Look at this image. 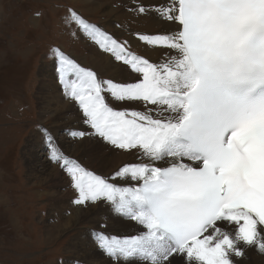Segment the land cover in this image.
I'll list each match as a JSON object with an SVG mask.
<instances>
[{
    "label": "snow or ice",
    "instance_id": "6c2138e0",
    "mask_svg": "<svg viewBox=\"0 0 264 264\" xmlns=\"http://www.w3.org/2000/svg\"><path fill=\"white\" fill-rule=\"evenodd\" d=\"M156 14L175 30L139 39L165 51L163 64L116 39L103 45L135 74L130 80H105L53 52L64 96L83 123L144 159L106 179L55 150L49 158L63 160L76 205L106 202L141 226L124 239L97 234L116 264H245L250 250L264 256V0H165ZM113 101L142 107L115 109ZM121 180L129 186L113 182Z\"/></svg>",
    "mask_w": 264,
    "mask_h": 264
},
{
    "label": "rangeland",
    "instance_id": "374dc122",
    "mask_svg": "<svg viewBox=\"0 0 264 264\" xmlns=\"http://www.w3.org/2000/svg\"><path fill=\"white\" fill-rule=\"evenodd\" d=\"M96 1L0 0V264H101L98 257L101 259L102 255L110 264H116L114 258L98 246L97 234L105 231L102 221L98 223L99 218L93 213L68 225L75 217L76 205L67 207L59 215L55 211L57 199L50 196L56 182L33 174L37 167L46 168L45 154L51 155V145L42 139L41 127L47 129L53 139L57 137L64 142H68V130L71 129L66 128L70 121L64 111L59 120L54 116V110L44 109L46 104L57 102L59 91L65 98L55 69L58 61L49 55L52 45L64 49V55L74 63L94 70L105 80L111 79L107 78L108 74L84 64L82 57L89 54L85 31L78 24L68 27L65 18L73 21L70 13H77L86 23L99 25L104 33L115 34L118 43L143 58L146 55L142 47L133 45L132 37L157 31L138 9L143 6L148 9L146 13H150L158 0ZM110 55L115 63L122 65ZM69 71H73L71 67L66 76ZM134 75L131 73L129 79L120 76L113 80H130ZM43 100H47L44 105L41 104ZM118 103L113 101L112 106L115 109L141 108L138 104L121 106ZM53 128L58 132L52 133ZM36 132H41L42 149H37L35 144ZM32 148L36 151H30ZM59 148L60 145L55 151ZM82 149L76 154V162L81 165L84 163L78 155ZM36 156L43 165L36 162ZM49 157L52 164H57ZM85 165L84 168L101 178L113 175L112 172L105 174L94 170L99 168L98 162L94 169ZM113 182L119 184L123 180ZM59 228L62 232L58 235ZM130 233L133 235V231ZM116 236L122 239L121 234ZM93 244L96 250L92 249Z\"/></svg>",
    "mask_w": 264,
    "mask_h": 264
},
{
    "label": "bare ground",
    "instance_id": "6f19581e",
    "mask_svg": "<svg viewBox=\"0 0 264 264\" xmlns=\"http://www.w3.org/2000/svg\"><path fill=\"white\" fill-rule=\"evenodd\" d=\"M90 1L97 2L96 0H90ZM164 3H165V0H158L155 3L154 8L153 10H151L150 13H146L147 15H145L144 13V19H146L151 26L157 27L156 33H161L164 31H173L175 30V27H176L171 22H165V20H162L156 14L158 6H163ZM149 11H150V8H149ZM141 16L143 15L141 14ZM88 24L95 27L96 34L94 36L90 34L89 32H85L84 34V38L88 39V43H86V45H87V50L89 52L88 56L82 57L83 60L85 61L84 64L87 63V65L89 64V66L93 67L95 70H100L106 75L108 74L107 78L118 79L120 76H122L125 79L131 78L133 75L130 77V74L132 72L129 70V68L126 66L120 65V63L117 64L118 62L115 63L112 60V57L110 55L111 52L104 50L103 45L106 43L110 45V41L112 39H116V35L115 34L110 35L107 31L106 33H104L101 30L100 26L97 24H94V23L91 24V22H89ZM132 44L135 46L137 45L139 47H142L143 52L146 55L145 58L149 59V61L152 63L163 64L165 59L167 58L164 50L159 49V48H154L153 46L146 44L144 41L139 39V35H135L132 37ZM139 57H142V56H139ZM163 57H166V58H163ZM58 93H59L60 98L57 100V102L46 104L47 100L46 101L43 100L41 104L43 105L46 104V106L44 107V109L46 108L45 110H52V111L54 110L53 114L59 120H61V117H62V116L61 117L59 116L64 111L65 116H67L68 120L70 121L69 124L67 123L66 128H71V129L68 130V142H64L62 139L54 136L56 140L53 139V142L51 146L49 147L50 152L58 148V146L60 145V148L57 154L62 155L63 157L76 162L77 161L76 154H78L79 150L83 148L78 155L79 159L84 164H86L89 168H92V169H94V164L98 162L99 168L94 169V170H96L97 172L105 173V174H109L111 172L114 173V171L117 168H119L122 164L124 165L130 162H137L139 160L144 159L141 153L136 150L125 151V150H119V149L112 147L110 144H108V142L103 141L101 138L96 136L94 133V130H91L88 125L80 124L79 120H81L80 119L81 114H80V111L78 110V106L74 105L71 101L64 98L61 94V91H59ZM109 99L111 98L109 97ZM118 105L123 106L125 104L120 102L118 103ZM138 106H141V105H138ZM47 108H51V109H47ZM76 117L78 118L75 120ZM60 126H63V125H60ZM83 129L87 132V135H85V138L82 139V138L77 137L74 140L70 139V137H73L71 134L72 132L80 131ZM54 132H58V131H56L53 128L52 133ZM40 134L41 132H36L34 135L35 144L37 145V149H42L41 145H42L43 138L41 137L42 135L40 136ZM67 143H69V145ZM30 151H36V149L32 148L30 149ZM70 151H73V153H71ZM45 155H46V158L44 160V164L46 168H42L43 166L37 167L35 171L33 172V174H35V176L37 177H39L40 175H43L44 178L45 177L51 178L52 180L56 182V185L53 187V191L50 193V196L52 197V199L53 198L57 199L55 200L56 201L55 211L58 212L60 215L63 213V211L67 207L76 205L73 202L74 199L76 198V192L74 191V188L70 185L66 170L62 169L61 167V165L63 164V160H61L59 165L54 164V163L52 164L48 160L49 155H47V153ZM36 162L40 166L43 165L38 156H36ZM84 164L83 165L80 164V165L84 167ZM44 170H46V172ZM131 183H132V186H135V182H131ZM127 186L129 185L125 182L122 183L121 185V187H127ZM75 207L77 209L75 213V217L71 218L68 225L72 222L77 223L81 221V218H84L85 216H88L89 214L92 215L93 213L97 216V218H99L98 223H100V221H102V214L105 213L108 216L106 229L110 231L111 233H114L115 235L121 234L122 239L127 238L128 235L132 236L130 231H133L134 235L139 234V230L141 226H139L138 224H136V222L131 221L130 219L126 217L119 216L113 213L110 210V207L106 202L101 203V204L100 203L93 204L91 207L90 205L88 206L76 205ZM61 232H62L61 228H59L57 234L59 235ZM95 246L94 244L92 245L93 250L97 249ZM98 260L100 261L101 264H105V263L110 264V262H108V259L106 257H103V255L101 259H99L98 257ZM176 264H183V262L178 260ZM245 264H264V256H261L258 252L250 250L248 254V258L245 260Z\"/></svg>",
    "mask_w": 264,
    "mask_h": 264
},
{
    "label": "crops",
    "instance_id": "0c3cea01",
    "mask_svg": "<svg viewBox=\"0 0 264 264\" xmlns=\"http://www.w3.org/2000/svg\"><path fill=\"white\" fill-rule=\"evenodd\" d=\"M36 15H37V14H36ZM65 19L67 20V22H68L67 25H68V27H69L72 23L70 22L69 18L66 17ZM53 46H55V45H52V47H53ZM49 55L52 56V55H53V52L50 51ZM49 55H48V56H49ZM53 65H54V64H53Z\"/></svg>",
    "mask_w": 264,
    "mask_h": 264
}]
</instances>
